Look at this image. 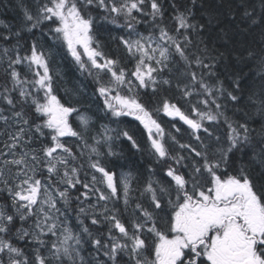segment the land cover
Segmentation results:
<instances>
[{"label": "snow or ice", "instance_id": "1", "mask_svg": "<svg viewBox=\"0 0 264 264\" xmlns=\"http://www.w3.org/2000/svg\"><path fill=\"white\" fill-rule=\"evenodd\" d=\"M191 5L22 0L17 29L0 21V264H264V0H239L231 25ZM57 56L115 128L60 95ZM119 139L147 158L142 183Z\"/></svg>", "mask_w": 264, "mask_h": 264}, {"label": "trees", "instance_id": "2", "mask_svg": "<svg viewBox=\"0 0 264 264\" xmlns=\"http://www.w3.org/2000/svg\"><path fill=\"white\" fill-rule=\"evenodd\" d=\"M21 2L22 0H0V21H3L5 24L11 26L14 30L17 29L22 20H23V10L21 8ZM165 5L167 7L168 0H164ZM180 2L188 7H192L191 0H180ZM23 3L28 5L29 7L32 6V0H23ZM239 4V0H204V7H217L218 5H222L219 7V11L223 13L222 16L223 23L226 25H231L232 21L231 18L227 16V12L236 8ZM171 9H168V12L166 13V17L169 13H171ZM193 12L195 13V20L197 22L203 23L206 20V14L200 7L193 8ZM166 23H168L169 27L171 28L173 26L172 21L170 19H166ZM139 30L143 31L145 28V25H139ZM0 32H6V29L3 27H0ZM123 34L122 29H116L113 25H105L104 28L101 30L100 34L98 35V39L102 42V47L104 50L110 54L118 56L121 61L124 63V66L126 68H130L132 66V61L128 60L126 57V53L124 52L123 48L118 45V41L115 39H111V37H115L117 35ZM32 34L30 33H22V51L26 50L29 43V38ZM39 34L37 33V36ZM46 43H50L46 40ZM54 68H58L61 72V75L63 76V80L61 81V91L60 95L67 100V96L65 95L64 89H86L85 92H88V94H94L95 92V84L92 82L91 78H85L82 76L76 69L75 65L71 62L70 58L65 59L63 56H57L55 58V64L53 65ZM72 85H71V84ZM89 89V91H88ZM68 101V100H67ZM69 102V101H68ZM87 104V103H84ZM94 112V111H93ZM99 116V115H98ZM105 117V116H104ZM107 118V117H105ZM129 122L130 130H133L134 123H132L129 120H132L131 118H123ZM167 120V119H166ZM107 124H109L110 127L115 128L116 125L112 124L111 121L107 118L105 119ZM251 126L253 128H259V117L256 116L254 119L250 122ZM114 147L119 151L122 150L124 153V156L127 158V162L133 163V166L137 167V165L141 164L137 169H139L142 176H144L145 170L144 168H141L142 164H145V161L147 159L142 156L140 153H135L134 150L130 151L127 144L124 142L123 139H119L114 141Z\"/></svg>", "mask_w": 264, "mask_h": 264}, {"label": "rangeland", "instance_id": "3", "mask_svg": "<svg viewBox=\"0 0 264 264\" xmlns=\"http://www.w3.org/2000/svg\"><path fill=\"white\" fill-rule=\"evenodd\" d=\"M71 84V83H70ZM72 85V84H71ZM73 89V88H72ZM71 88L69 89V90H72ZM77 89H81V88H77ZM88 91H89V89H88ZM84 92V91H83ZM68 97L70 98V100H71V102L73 103V104H76V106L77 107H79L78 106V103H77V101L79 100V101H83V100H85L86 102H88V103H90V104H95V105H97V102H99L98 100H101V99H98V98H96V97H94V96H92V97H89L88 95H87V93L86 92H84V95L83 96H78V95H68ZM81 103V102H80ZM87 116H89L87 113H85ZM74 121V120H73ZM77 123H79L78 121H77ZM102 124V123H101ZM100 124V125H101ZM137 126H138V131H139V129L140 128H142L141 126H139L138 124H136ZM133 131H136V130H134L133 129ZM186 139H187V137H185ZM142 142V141H141ZM140 165L138 164L137 165V168L139 167ZM143 181H142V177H141V183H142ZM86 223H88V221H85Z\"/></svg>", "mask_w": 264, "mask_h": 264}, {"label": "flooded vegetation", "instance_id": "4", "mask_svg": "<svg viewBox=\"0 0 264 264\" xmlns=\"http://www.w3.org/2000/svg\"><path fill=\"white\" fill-rule=\"evenodd\" d=\"M142 177V176H141Z\"/></svg>", "mask_w": 264, "mask_h": 264}]
</instances>
